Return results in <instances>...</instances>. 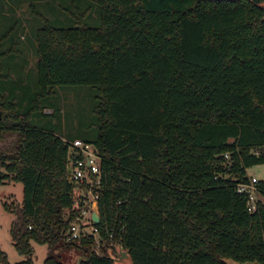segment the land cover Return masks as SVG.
Wrapping results in <instances>:
<instances>
[{
	"label": "trees",
	"instance_id": "obj_1",
	"mask_svg": "<svg viewBox=\"0 0 264 264\" xmlns=\"http://www.w3.org/2000/svg\"><path fill=\"white\" fill-rule=\"evenodd\" d=\"M86 1L100 9L96 28L77 21L37 32L34 103L61 86L97 93V135L82 141L102 157L100 253L117 243L134 264H264V204L249 214L235 188L264 164V9L248 0ZM16 108L0 93V115L9 112L0 142L3 129L18 134L16 152L0 154V186L23 188V224L10 235L26 260L16 264H33L32 243L47 247L43 264H65L61 249L88 258L81 264H113L92 239L64 241L67 148L30 126L32 110ZM258 187L264 199V181ZM0 264H9L1 249Z\"/></svg>",
	"mask_w": 264,
	"mask_h": 264
},
{
	"label": "rangeland",
	"instance_id": "obj_2",
	"mask_svg": "<svg viewBox=\"0 0 264 264\" xmlns=\"http://www.w3.org/2000/svg\"><path fill=\"white\" fill-rule=\"evenodd\" d=\"M99 13V7L86 0H0V53H3L1 65L4 77L0 81V93L16 104L20 116L32 110L30 126L52 132L68 141H93L96 137L97 123L93 109L97 93L93 88L56 87L46 100L34 103L38 93L35 38L46 24L66 29L81 21L96 28ZM7 113L2 112L0 121L2 117L3 121L7 120ZM1 137L0 154H14L18 146L17 132L3 129ZM246 175L264 181V164L247 169ZM22 199L20 183L7 180L0 186V249L6 254L9 264L26 260L15 250L10 235L12 224L22 227ZM31 246L32 263L43 264L49 256L47 247L35 243ZM58 253L65 264H76L80 256L75 250L55 251V254Z\"/></svg>",
	"mask_w": 264,
	"mask_h": 264
},
{
	"label": "built area",
	"instance_id": "obj_3",
	"mask_svg": "<svg viewBox=\"0 0 264 264\" xmlns=\"http://www.w3.org/2000/svg\"><path fill=\"white\" fill-rule=\"evenodd\" d=\"M67 148L66 180L71 187L72 206L66 210V217L70 219L68 229L64 234L66 243L79 244L84 239H92L93 250L100 251V213L99 191L102 185V170L97 148L79 139L68 141L62 139ZM226 160L228 155H224ZM261 180L245 176L244 180L236 183V192L246 200V210L249 214L258 213L259 206L264 204L258 184ZM93 210L97 211L99 223L92 219ZM264 239V235H263Z\"/></svg>",
	"mask_w": 264,
	"mask_h": 264
},
{
	"label": "water",
	"instance_id": "obj_4",
	"mask_svg": "<svg viewBox=\"0 0 264 264\" xmlns=\"http://www.w3.org/2000/svg\"><path fill=\"white\" fill-rule=\"evenodd\" d=\"M212 1H238V0H212ZM253 5L264 9V0H248ZM230 180V178L228 179ZM93 221L98 224L99 216L96 210H93L92 214ZM96 254H99L100 251L94 250ZM99 255L106 257L112 261L113 264H134L132 258L128 251L124 250L119 244L113 243L109 250H107L106 255L100 253ZM88 258L84 256H79L76 260V264H81L82 261H87ZM224 264H259L257 262H246V263H237L231 259H222Z\"/></svg>",
	"mask_w": 264,
	"mask_h": 264
}]
</instances>
